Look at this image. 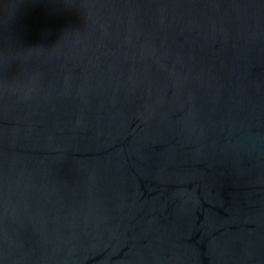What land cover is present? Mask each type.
<instances>
[{
	"label": "water",
	"instance_id": "95a60500",
	"mask_svg": "<svg viewBox=\"0 0 264 264\" xmlns=\"http://www.w3.org/2000/svg\"><path fill=\"white\" fill-rule=\"evenodd\" d=\"M0 264H264V0H0Z\"/></svg>",
	"mask_w": 264,
	"mask_h": 264
}]
</instances>
